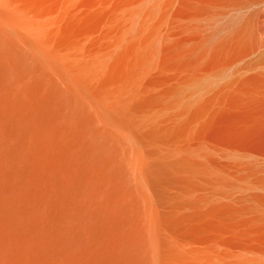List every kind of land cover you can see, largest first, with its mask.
<instances>
[{
    "label": "bare ground",
    "instance_id": "1",
    "mask_svg": "<svg viewBox=\"0 0 264 264\" xmlns=\"http://www.w3.org/2000/svg\"><path fill=\"white\" fill-rule=\"evenodd\" d=\"M0 264H264V0H0Z\"/></svg>",
    "mask_w": 264,
    "mask_h": 264
}]
</instances>
